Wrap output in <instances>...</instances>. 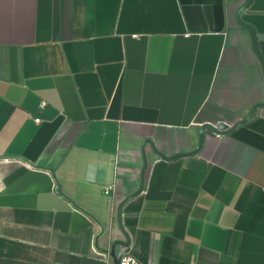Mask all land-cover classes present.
Returning a JSON list of instances; mask_svg holds the SVG:
<instances>
[{
	"label": "crops",
	"instance_id": "0c3cea01",
	"mask_svg": "<svg viewBox=\"0 0 264 264\" xmlns=\"http://www.w3.org/2000/svg\"><path fill=\"white\" fill-rule=\"evenodd\" d=\"M127 247L264 264V0H0V264Z\"/></svg>",
	"mask_w": 264,
	"mask_h": 264
},
{
	"label": "built area",
	"instance_id": "2783aa9c",
	"mask_svg": "<svg viewBox=\"0 0 264 264\" xmlns=\"http://www.w3.org/2000/svg\"><path fill=\"white\" fill-rule=\"evenodd\" d=\"M35 121H39L38 118ZM118 264H143L140 262L131 252V249L127 247L118 258Z\"/></svg>",
	"mask_w": 264,
	"mask_h": 264
},
{
	"label": "water",
	"instance_id": "95a60500",
	"mask_svg": "<svg viewBox=\"0 0 264 264\" xmlns=\"http://www.w3.org/2000/svg\"><path fill=\"white\" fill-rule=\"evenodd\" d=\"M221 127V126H220ZM215 129V128H214Z\"/></svg>",
	"mask_w": 264,
	"mask_h": 264
}]
</instances>
